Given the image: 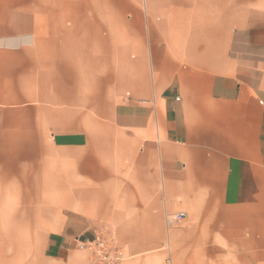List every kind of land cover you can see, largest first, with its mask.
<instances>
[{
	"label": "crops",
	"instance_id": "crops-1",
	"mask_svg": "<svg viewBox=\"0 0 264 264\" xmlns=\"http://www.w3.org/2000/svg\"><path fill=\"white\" fill-rule=\"evenodd\" d=\"M98 233L264 264V0H0V264Z\"/></svg>",
	"mask_w": 264,
	"mask_h": 264
},
{
	"label": "built area",
	"instance_id": "built-area-1",
	"mask_svg": "<svg viewBox=\"0 0 264 264\" xmlns=\"http://www.w3.org/2000/svg\"><path fill=\"white\" fill-rule=\"evenodd\" d=\"M184 217V213L169 216L167 224L173 226ZM83 247L91 251V264H126L124 250L117 245L113 234L98 233L93 241L84 243Z\"/></svg>",
	"mask_w": 264,
	"mask_h": 264
}]
</instances>
